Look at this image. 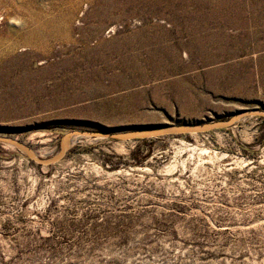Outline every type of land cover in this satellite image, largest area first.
<instances>
[{
  "label": "rangeland",
  "instance_id": "rangeland-1",
  "mask_svg": "<svg viewBox=\"0 0 264 264\" xmlns=\"http://www.w3.org/2000/svg\"><path fill=\"white\" fill-rule=\"evenodd\" d=\"M14 44V48H9ZM264 110V0H0V135ZM0 264H264V121L0 143Z\"/></svg>",
  "mask_w": 264,
  "mask_h": 264
},
{
  "label": "water",
  "instance_id": "water-1",
  "mask_svg": "<svg viewBox=\"0 0 264 264\" xmlns=\"http://www.w3.org/2000/svg\"><path fill=\"white\" fill-rule=\"evenodd\" d=\"M249 116H256L264 119V110L241 109L238 110L237 112L230 114L225 119L208 120L193 124H161L157 126L147 127L145 129H137L131 131L113 132L111 130H102V131L70 130L65 132L60 137L58 152L45 159L37 156L27 144L16 138L0 135V143L14 147L15 149L25 154L27 158H29L38 165L48 166L63 159L70 146L67 140L71 136L105 137V138L124 140V141L140 140V139L159 137L162 135L200 133V132H208L216 129L228 128L233 124H235L240 119Z\"/></svg>",
  "mask_w": 264,
  "mask_h": 264
},
{
  "label": "bare ground",
  "instance_id": "bare-ground-1",
  "mask_svg": "<svg viewBox=\"0 0 264 264\" xmlns=\"http://www.w3.org/2000/svg\"><path fill=\"white\" fill-rule=\"evenodd\" d=\"M9 48L11 49L14 48V44H10ZM76 137H79V136H71L70 138H68L67 140L68 144L70 145Z\"/></svg>",
  "mask_w": 264,
  "mask_h": 264
},
{
  "label": "trees",
  "instance_id": "trees-1",
  "mask_svg": "<svg viewBox=\"0 0 264 264\" xmlns=\"http://www.w3.org/2000/svg\"><path fill=\"white\" fill-rule=\"evenodd\" d=\"M263 119V118H262ZM263 121H264V119H263Z\"/></svg>",
  "mask_w": 264,
  "mask_h": 264
}]
</instances>
